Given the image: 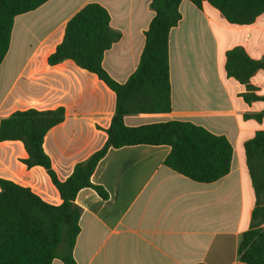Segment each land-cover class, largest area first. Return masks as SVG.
Returning a JSON list of instances; mask_svg holds the SVG:
<instances>
[{
    "label": "crops",
    "instance_id": "1",
    "mask_svg": "<svg viewBox=\"0 0 264 264\" xmlns=\"http://www.w3.org/2000/svg\"><path fill=\"white\" fill-rule=\"evenodd\" d=\"M90 3L103 6L111 27L121 33L106 51L103 67L112 79L126 83L139 66L145 32L155 16L151 0H49L15 18L10 48L0 64V124L17 111L65 109L64 121L43 142L61 181L105 145L116 109L115 93L97 75L72 60L48 63L67 23ZM179 10L182 19L169 37L172 111L126 116L125 124L185 121L223 135L233 147L231 170L203 184L165 165L170 146L110 149L91 178L109 198L84 188L75 200L82 209L76 264H244L238 248L256 205L245 144L264 131V116L259 122L246 115L262 113L264 102L246 103V86L227 76L225 64L226 52L234 47L264 59V13L251 25L237 26L208 3L198 8L183 0ZM249 85L251 93L264 97V71L255 73ZM27 156L22 142H0V179L60 205L47 171L28 168L23 163ZM52 264L64 263L56 259Z\"/></svg>",
    "mask_w": 264,
    "mask_h": 264
},
{
    "label": "trees",
    "instance_id": "2",
    "mask_svg": "<svg viewBox=\"0 0 264 264\" xmlns=\"http://www.w3.org/2000/svg\"><path fill=\"white\" fill-rule=\"evenodd\" d=\"M49 0H0V64L10 48L15 18L31 12ZM183 0H151L155 12L145 32L140 63L128 81L120 84L103 67L107 50L121 39L111 27L108 11L90 3L67 23L64 39L48 58L50 65L72 60L91 72L116 95V109L105 145L86 161L78 163L65 181L59 180L49 156L43 149L46 134L65 119V109L17 111L0 124V142L20 141L28 154L23 163L43 167L58 189L62 203L45 202L30 188L0 179V264H76L74 248L80 234L82 209L75 203L84 188L96 190L103 200L108 192L93 184L91 178L98 163L110 149L126 146H170L165 165L198 183H213L229 174L233 147L223 135L185 121H168L130 127L125 117L139 114H163L172 111L169 66V37L182 19ZM196 7L204 3L217 9L233 25L248 26L264 13V0H188ZM264 71V59L249 57L242 47L226 52L225 71L245 85L246 103L263 101L251 93L250 79ZM264 111L246 115L261 122ZM246 161L256 196L251 226L243 233L238 248L244 264H264V131L246 142Z\"/></svg>",
    "mask_w": 264,
    "mask_h": 264
},
{
    "label": "rangeland",
    "instance_id": "3",
    "mask_svg": "<svg viewBox=\"0 0 264 264\" xmlns=\"http://www.w3.org/2000/svg\"><path fill=\"white\" fill-rule=\"evenodd\" d=\"M211 43L209 42V45H208V50H207V58L208 60H211ZM210 63V62H209ZM209 63H208V68H209Z\"/></svg>",
    "mask_w": 264,
    "mask_h": 264
}]
</instances>
